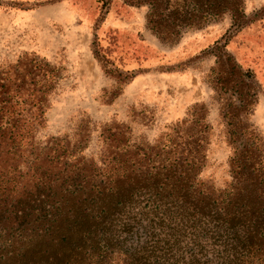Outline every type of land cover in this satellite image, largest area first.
<instances>
[{"label": "trees", "instance_id": "16d2710c", "mask_svg": "<svg viewBox=\"0 0 264 264\" xmlns=\"http://www.w3.org/2000/svg\"><path fill=\"white\" fill-rule=\"evenodd\" d=\"M125 2L146 7L147 29L168 44L228 15L237 29L250 22L245 0ZM226 46L210 51L231 149L222 190L197 178L209 143L204 114L145 162L121 156L105 172L72 171L64 152L43 158L34 139L55 70L29 55L1 70L0 264H264V137L250 120L261 87Z\"/></svg>", "mask_w": 264, "mask_h": 264}, {"label": "rangeland", "instance_id": "374dc122", "mask_svg": "<svg viewBox=\"0 0 264 264\" xmlns=\"http://www.w3.org/2000/svg\"><path fill=\"white\" fill-rule=\"evenodd\" d=\"M244 12L242 29L228 15L168 44L147 29V8L125 0H0V71L26 55L55 70L34 139L43 158L64 152L72 171L105 172L121 156L145 162L204 114L209 143L197 178L222 190L231 149L211 87L217 42L261 87L250 120L264 137V0H245Z\"/></svg>", "mask_w": 264, "mask_h": 264}]
</instances>
